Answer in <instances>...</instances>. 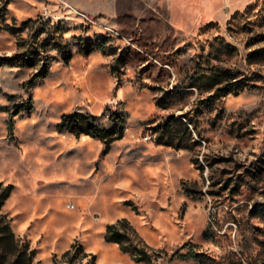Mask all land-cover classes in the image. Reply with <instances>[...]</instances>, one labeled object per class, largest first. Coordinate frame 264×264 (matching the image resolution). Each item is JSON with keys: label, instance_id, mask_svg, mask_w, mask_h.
<instances>
[{"label": "rangeland", "instance_id": "obj_1", "mask_svg": "<svg viewBox=\"0 0 264 264\" xmlns=\"http://www.w3.org/2000/svg\"><path fill=\"white\" fill-rule=\"evenodd\" d=\"M0 182V264H264V0H0Z\"/></svg>", "mask_w": 264, "mask_h": 264}, {"label": "trees", "instance_id": "obj_2", "mask_svg": "<svg viewBox=\"0 0 264 264\" xmlns=\"http://www.w3.org/2000/svg\"><path fill=\"white\" fill-rule=\"evenodd\" d=\"M95 49V44L91 41H88L83 44L82 46V53L84 56L89 55L93 50ZM69 56H64L65 62L68 61ZM46 74V69L39 70L35 74H33L32 78L29 79L28 82H32L35 78L44 77ZM229 87H222L223 93H229L231 88ZM116 118V117H115ZM118 118V117H117ZM82 122L83 123L82 125ZM85 124V125H84ZM59 127H68L69 130L75 134V136H80L81 134H85L91 137H97L100 139H105L111 134L112 129H103L99 128L98 126L94 125L91 122V118L86 115H82L78 112L74 113H67L63 114L61 116ZM187 128V127H186ZM108 146V143H107ZM13 190V185L7 184L3 186V184L0 182V208L4 204L5 200L10 196L11 192ZM1 219H6L4 215H0ZM5 228L8 229L10 232V236L13 237L12 232L8 228V221L5 220L4 222ZM128 238V235L124 232H121L116 224L109 223L105 227V239L109 242H114L119 245L121 251L123 252H132L133 258H136L137 261L142 260L143 256H145L146 253H144V250L138 247H134L133 251H131L126 243L125 240Z\"/></svg>", "mask_w": 264, "mask_h": 264}, {"label": "built area", "instance_id": "obj_3", "mask_svg": "<svg viewBox=\"0 0 264 264\" xmlns=\"http://www.w3.org/2000/svg\"><path fill=\"white\" fill-rule=\"evenodd\" d=\"M85 18H86V20H87L88 22H90V23H92V24H95V20H93V19H91V18H89V17H87V16H85Z\"/></svg>", "mask_w": 264, "mask_h": 264}]
</instances>
